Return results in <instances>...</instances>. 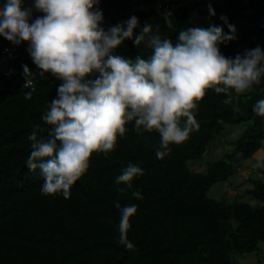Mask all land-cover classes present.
Returning <instances> with one entry per match:
<instances>
[{
	"label": "trees",
	"instance_id": "16d2710c",
	"mask_svg": "<svg viewBox=\"0 0 264 264\" xmlns=\"http://www.w3.org/2000/svg\"><path fill=\"white\" fill-rule=\"evenodd\" d=\"M155 1L100 0L101 26L107 29L135 15L141 26L149 22L155 30L159 24L161 36L175 44L179 31L188 27L207 29L215 24L229 33L220 18L224 16L237 29L235 40L219 45L226 57L261 47L264 40V0H182L169 14L156 8ZM6 2L0 0V9ZM141 4L146 7L139 9ZM209 5L215 16L210 15ZM193 12L197 22L192 20ZM38 15L43 14L36 12L33 19ZM164 16L172 20L175 31L167 28ZM138 32L139 28L134 30V37ZM10 42L0 35V51ZM17 46L18 57L0 70V264H236L232 255L258 250L264 241V168L253 169L255 177L247 178L251 187L243 190L242 196L256 200L255 204L237 199L225 203L207 192L237 174L263 148L264 117L253 108L264 100V87L242 94L230 90L229 104L223 102L226 94L208 89L195 110L199 130L183 143L170 144L163 159L156 155L159 133L138 134L134 122H129L113 151L92 154L89 169L71 187L70 198L61 193L44 195V178L38 169L26 166L32 150L28 136L34 125L44 128L41 135L47 136L51 126L41 117L62 81L51 73L39 76L41 70L27 50L28 41ZM114 51L133 59L150 54L131 39ZM24 65L31 73L36 71L27 78L32 82L29 87H23ZM26 92L32 93L31 99L25 98ZM227 124H243L232 150L195 171L189 161L201 162L213 143L226 134ZM129 164L143 170V175L133 178L131 188L116 183ZM135 191L142 198L134 197ZM117 203L121 208H137L127 232L132 249L119 243Z\"/></svg>",
	"mask_w": 264,
	"mask_h": 264
},
{
	"label": "clouds",
	"instance_id": "9594fccd",
	"mask_svg": "<svg viewBox=\"0 0 264 264\" xmlns=\"http://www.w3.org/2000/svg\"><path fill=\"white\" fill-rule=\"evenodd\" d=\"M99 3L34 0L31 7L22 8V0H7L0 9V35L16 45L28 41L27 50L41 70L39 76L51 73L62 81L41 117L51 126L47 136L41 135L45 129L40 125H34L28 136L32 150L26 166L32 171L38 169L44 178V195L61 193L70 198V189L88 171L92 154L113 151L129 122H134L138 134L159 133L156 155L163 159L170 152V144L183 143L199 130L195 110L208 89L226 94L223 102L229 104L233 99L230 90L245 93L264 78V48L259 45L235 57L221 53L220 44L237 38V29L227 17L220 18L229 33L215 24L207 29L188 27L179 31L174 44L161 36L159 24L155 30L149 22L141 26L135 15L105 29ZM34 10L43 15L33 19ZM208 11L215 16L211 5ZM164 22L168 29L176 30L168 16ZM129 39L150 54L134 59L115 54L114 50ZM23 68V87H29L27 78L33 74L27 65ZM31 95L26 92L25 98L31 99ZM253 111L264 117V100L258 101ZM252 168H264V156H258ZM141 175L140 167L129 164L116 183L131 188L133 178ZM132 195L142 198L139 191ZM116 207L121 210L119 243L132 249L127 232L137 208H121L119 203Z\"/></svg>",
	"mask_w": 264,
	"mask_h": 264
},
{
	"label": "rangeland",
	"instance_id": "374dc122",
	"mask_svg": "<svg viewBox=\"0 0 264 264\" xmlns=\"http://www.w3.org/2000/svg\"><path fill=\"white\" fill-rule=\"evenodd\" d=\"M187 3L190 0H184ZM205 1H212V0H205ZM192 20L193 22L198 21V17L196 12L192 13ZM261 48H264V40L262 41ZM263 88L264 87V78H262L261 83L259 85H254L250 90H254L256 88ZM247 92V91H246ZM243 124L238 125H226V134L218 138L213 143L210 151H208L203 160L200 161H189L191 167H196L195 171L203 170L205 168L206 162L219 159L225 152H229L233 148V141L239 136L242 132ZM258 156H264V143L263 148H261L250 160L247 162L246 166L239 170L237 174L233 177L229 178L224 182H218L209 188L207 195L218 199L219 201H223L225 203H229L234 199L239 201H246L251 204H255L256 200L251 199L249 196H242L243 190L245 188L251 187L250 182L247 183V178L251 177L254 178L256 173L252 168V164L256 162V158ZM199 163L203 165L202 167H198ZM234 186V187H233ZM231 190L233 192H231ZM238 194V195H236ZM232 259L236 264H264V241L259 243V248L257 251L244 254V255H232ZM258 259H261V263H258Z\"/></svg>",
	"mask_w": 264,
	"mask_h": 264
},
{
	"label": "built area",
	"instance_id": "2783aa9c",
	"mask_svg": "<svg viewBox=\"0 0 264 264\" xmlns=\"http://www.w3.org/2000/svg\"><path fill=\"white\" fill-rule=\"evenodd\" d=\"M34 3V0H22V8L31 7ZM182 4V0H156L154 5L158 9H163L168 14L177 10ZM143 5H140L139 8H143ZM36 11H33V14ZM39 13V12H38ZM18 57V46L13 42L2 47L0 51V70H5L6 64L8 61ZM32 73H36V71H32ZM30 85L32 84L31 80H28Z\"/></svg>",
	"mask_w": 264,
	"mask_h": 264
},
{
	"label": "crops",
	"instance_id": "0c3cea01",
	"mask_svg": "<svg viewBox=\"0 0 264 264\" xmlns=\"http://www.w3.org/2000/svg\"><path fill=\"white\" fill-rule=\"evenodd\" d=\"M231 192H233V191L231 190Z\"/></svg>",
	"mask_w": 264,
	"mask_h": 264
}]
</instances>
